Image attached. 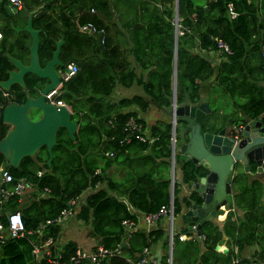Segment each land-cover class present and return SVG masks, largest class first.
<instances>
[{"label": "trees", "instance_id": "16d2710c", "mask_svg": "<svg viewBox=\"0 0 264 264\" xmlns=\"http://www.w3.org/2000/svg\"><path fill=\"white\" fill-rule=\"evenodd\" d=\"M4 2L0 1V80L6 79L8 70L13 68L10 56L24 64L29 62L30 36L26 31L16 30L25 25L29 12L32 27L40 29L39 65L50 59L56 41L61 39L58 59L63 65L73 61L78 68L72 77L61 82L55 95L69 108L71 119L77 123L74 139L68 137L65 128L57 129L50 164L46 163L45 146L23 157L18 168L7 165L0 153V166L13 178L28 180L33 187L27 202L22 204L12 197L3 204L2 210L17 209L26 233L45 219L55 217L66 206L68 198L99 181L100 186L87 194L75 217L88 227L86 233L96 243L111 247L121 237L123 219L155 212L170 197L174 215L180 213L182 205L200 203L202 200L194 190L178 195L180 183L191 186L204 175V169L191 161L183 162L180 182L173 180L170 193L169 121L156 120L149 125V134L156 137L151 143L131 141L119 146L117 142L122 123L130 115L137 116V110L145 112L151 105L170 108L175 0H127L124 12L118 17L109 0H23V7L14 14L8 12ZM228 3L235 12L233 18L228 14ZM176 9V105L206 102L210 111L201 127L212 133L227 125H244L250 119L264 125V59L261 56L264 0H177ZM82 22H92L103 28L104 33H80L76 24ZM119 33H124L122 42L126 45L112 43L111 37ZM215 38L223 40L231 53L213 63V58L202 50L215 49ZM62 66L56 65L55 70ZM211 78L206 98L201 100L202 83ZM23 81L24 87L18 84L9 87L11 102L22 104L26 96H37L47 82L32 73H26ZM117 84L138 85L144 95L112 100L110 96ZM37 113V109H31L28 115L34 119ZM137 117L144 126L142 116ZM183 126L182 120L175 125L176 146L187 140L185 133H180ZM8 128L7 124L0 123V136ZM108 150L114 152L112 157L104 155ZM112 165L122 169L119 178L109 173ZM37 171L42 172L37 175ZM249 171H255L254 164ZM230 186L233 208L227 211L221 225L206 220L200 225L201 237L174 238L171 264H234L231 262L234 257H239L237 264H264L262 182L247 172H239L231 179ZM44 188L48 189L46 195L37 197ZM44 233L56 240L60 226L49 225ZM162 234L159 226L149 231L137 229L122 254L102 264H134L132 259L137 258L142 247L150 246ZM222 236L226 237L225 253L214 250ZM35 239V235L29 234L7 239L0 245V264H46L36 262L31 255V241ZM252 245L256 248L250 257L242 256V251ZM201 246H204L202 250ZM75 247L72 240L60 246L59 264H70L67 256ZM159 264H168L165 253L160 256Z\"/></svg>", "mask_w": 264, "mask_h": 264}, {"label": "water", "instance_id": "95a60500", "mask_svg": "<svg viewBox=\"0 0 264 264\" xmlns=\"http://www.w3.org/2000/svg\"><path fill=\"white\" fill-rule=\"evenodd\" d=\"M177 0L174 13V66L172 77V99L170 110H164L170 116L171 124V159H170V190L172 194L173 163L176 161L182 167L184 161L204 169V175L194 183V191L201 198L200 203H194L180 213L181 232L192 230L197 236L201 235L200 225L206 220H214L217 211L232 209L231 179L236 175V165L242 164L244 170L250 161L256 165L257 171H262L264 162V125L257 119L247 120L240 131L235 125L222 128L216 133L205 131L201 127L204 116L210 107L206 102L197 105L175 103V50L177 38ZM30 36L29 62L22 63L19 59L9 57L13 66L8 70V76L0 80V87L9 90L12 84L24 87L23 76L32 73L38 78L46 79L47 83L39 89L35 97L26 96L22 104L9 102L0 107V123L9 128L0 136V153L6 159V164L18 168L19 161L25 156L33 155L40 147L45 146L48 154L46 163L50 164L53 157L52 148L55 145V134L58 128H65L68 137L73 140L77 123L71 119V111L65 104L57 105L47 101L46 95L59 84V76L55 66H62L58 59L61 39L56 41L51 57L43 66L38 62V33L31 25V12L28 13L26 23L20 28ZM31 109H37V117L31 119L28 115ZM184 121V131L187 140L175 145L174 129L177 121ZM237 135V137H234ZM226 211V212H227ZM226 212L224 213L226 215ZM224 215V217H225ZM225 238L222 237L214 246L215 251L225 253ZM224 248L219 250L220 245Z\"/></svg>", "mask_w": 264, "mask_h": 264}, {"label": "built area", "instance_id": "2783aa9c", "mask_svg": "<svg viewBox=\"0 0 264 264\" xmlns=\"http://www.w3.org/2000/svg\"><path fill=\"white\" fill-rule=\"evenodd\" d=\"M5 1L4 5L8 12L15 13L23 7V0H0ZM211 1V0H209ZM228 14L231 18L235 16V12L231 3L227 4ZM92 12L93 10L90 9ZM76 28L80 33L88 35L103 34L104 30L101 27H97L92 22L77 23ZM1 37V33H0ZM215 49L202 50L205 55L211 56L216 59V62L224 59L226 55L231 51L228 45L220 38H215ZM261 56L264 59V42L261 44ZM77 65L73 61L66 62L62 68L58 71L59 84L55 89L50 91L46 95L47 101H52L54 104H64L62 101L57 100L55 95L61 82L68 80L77 71ZM56 93V94H55ZM55 94V95H54ZM10 94L8 90H4L0 87V107L11 102L9 100ZM137 116H128L122 123L120 131L121 135L117 138L119 146L130 143L131 141L147 142L151 143L156 137L151 136L145 126L138 121ZM242 125L236 126V131H240ZM237 137V135H234ZM113 151H105L104 155L112 157ZM42 171H37V175H40ZM97 172V171H96ZM100 186V182L96 181L92 186H87L85 189L70 197L66 201L64 206L55 217L47 218L40 222L34 230H28L25 233L23 220L20 212L15 210H2L3 204L12 197H16L18 202H21L22 196L32 190L31 183L24 178H13L11 173L0 166V245L3 244L9 238H16L23 236L24 234L35 235V241H31V255L36 262H44L46 264H59L62 258L61 250L56 245L52 235H45L44 229L49 225L56 224L62 225L64 220L72 217L76 214L77 209L85 203V198L94 189ZM48 192L47 188L41 190L37 197H44ZM220 215H216L218 218ZM175 215L173 214L172 197L167 204L161 205L157 211L152 213H138L136 219H123L121 224L123 225V232L120 239L114 244V246L106 247L101 244H95L90 248H82L76 246L67 256V261L70 264H85L87 262L91 264H102L104 260L114 256L121 255L123 248L129 245V240L132 233L139 229L143 231H149L157 226V224L163 221L164 226L168 227L167 242L169 250L171 249L174 238L178 240L186 239V232H175L173 228V220ZM196 236V232L193 227L190 236ZM202 235L198 236L201 237ZM128 261L129 258H126ZM134 264H147L153 262L149 258L148 247H142L137 255L136 259H132ZM170 262V256L168 257V263ZM232 263L237 264V260H233ZM106 264V263H105ZM250 264H256L251 262Z\"/></svg>", "mask_w": 264, "mask_h": 264}, {"label": "crops", "instance_id": "0c3cea01", "mask_svg": "<svg viewBox=\"0 0 264 264\" xmlns=\"http://www.w3.org/2000/svg\"><path fill=\"white\" fill-rule=\"evenodd\" d=\"M126 1L127 0H109V4L111 5V7H112V9H113V13L115 14V16H119L120 14H121V12H124V9H125V3H126ZM21 10V9H20ZM19 11V10H18ZM16 13V12H15ZM14 14V13H13ZM28 15V14H27ZM31 15H32V13H31ZM125 15H126V13H125ZM116 25H118V21H117V24ZM111 40H112V43H114V44H119V43H123V44H120L121 46L122 45H126L124 42H122L123 40H124V33L123 34H121V33H119V35L118 36H113V37H111ZM122 48V47H121ZM128 60H129V62L131 63V64H133V62H132V60H131V58L128 56ZM60 70V68L58 69V70H56L57 71V73H58V71ZM46 80V79H45ZM204 83V82H203ZM263 84H264V82H263ZM135 84H133V85H131L130 87H132V86H134ZM138 86V85H137ZM130 87H123V86H120L119 84H117L116 86H115V88H114V91H113V93L111 94V96H110V98L112 99V100H116V99H118V98H120V97H123V96H125V97H129V96H131V95H126V90L128 89V88H130ZM201 100L203 99V98H205L206 97V92H207V89L206 90H202L201 89ZM133 95V94H132ZM139 95H141V94H139ZM203 102V101H202ZM150 109H155L154 111L157 113L156 115V118H153V120L152 121H150V119H151V116H150ZM164 110H166V109H163V108H157V107H155V106H150L145 112H141V111H139V110H137V113H136V115L137 116H142V118H143V120H144V126H145V129L146 130H148V127H149V125L150 124H152L153 122H155L156 120H163V121H168V117H170L169 116V114L167 113V112H165ZM153 111V112H154ZM168 111V110H167ZM163 113L164 114V116H160L158 113ZM145 116H148V119L147 120H145ZM170 120V119H169ZM148 123V127L146 126V124ZM234 125V124H233ZM229 126L227 125L225 128H228ZM181 134H184L185 133V131H184V126H183V128H182V130H181V132H180ZM170 159H171V157H170ZM264 163V162H263ZM263 163H262V166H263ZM170 164H171V162H170ZM251 164H254L255 165V163L253 162V161H250L249 163H248V166H247V171H245L244 170V167H243V165L242 164H240V163H238L237 165H236V171H237V173H239V172H247L249 175H250V177H255V178H259L260 179V181L262 182V185L264 184V174H263V172L261 171V172H259V171H257V169H256V165H255V171L254 172H252V171H249V167H250V165ZM236 173V174H237ZM169 176H170V174H169ZM175 178H180L181 179V167H180V164L176 161V157H175V159H174V163H173V178H172V181L173 180H175ZM172 184H173V182H172ZM183 183H180V190H181V185H182ZM183 186H185V189H186V192H184V193H181L180 194V190H179V193H178V195L179 196H184V195H187L188 193H189V191L190 190H194V188H195V185H194V183L193 184H191V186H188L187 184H183ZM232 190V189H231ZM29 193V192H28ZM30 194V193H29ZM198 194V193H197ZM28 197V196H27ZM264 200V188H263V190H262V201ZM264 202V201H263ZM187 208H189V207H186V206H182L181 207V211H180V213L184 210H186ZM232 208H233V206H232ZM223 211L224 212H226L227 210H225V209H223ZM218 212H222V211H218ZM180 213L177 215V216H179L178 217V219H179V221H180V230L178 231V232H181V230H182V228H183V224L181 223V219H180ZM227 213V212H226ZM241 213V212H240ZM223 215V217H224V215L225 214H222ZM222 215H220V219H222V222H223V219L225 218H222ZM218 220H219V218H218ZM212 221V220H211ZM222 222H220V224H218L219 226L221 225V223ZM215 223V222H214ZM217 224V223H216ZM61 226L62 225H60V231H61ZM157 226H159L160 228H162V230H163V234L161 235V237H159L155 242H153V243H151L150 244V246H148V251H149V258L150 259H152V261H154L155 262V264H159V258H160V256L163 254V253H165L166 255H167V262H168V257L170 256V262L168 263V264H171V258H172V253H171V251H172V246H173V242H172V246H171V249L169 250V245H168V242H167V238H168V233H167V231L168 230H165V227L166 226H164V223H163V221L161 222H159L158 224H157ZM186 235H187V237H186V239H189V238H191V237H193V235L192 236H190L191 235V230H188L186 233H185ZM196 237H198L197 235H196ZM222 237H224L225 239H226V237L225 236H222ZM186 239H184V240H186ZM69 240V239H68ZM67 240V241H68ZM174 240V239H173ZM72 241H74V240H72ZM85 241V240H84ZM66 242V241H65ZM75 243H76V246H78V247H82V248H90V247H92L93 245H95V244H98V243H96L95 241L93 242V243H87L86 241V243L85 244H83V245H79L76 241H74ZM56 245L58 246V244H57V242H56ZM221 246H223L224 247V245L223 244H221ZM253 246V245H252ZM225 247H226V240H225ZM249 247V246H248ZM204 248V246H201V250ZM227 248V247H226ZM255 249V248H254ZM233 251L234 252H236V247H233ZM219 252V251H218ZM243 252V251H242ZM253 252V251H252ZM251 252V253H252ZM250 253V254H251ZM250 254H248V255H242V256H245V257H250ZM238 259H239V257H234L233 259H232V261L233 260H237V263H238ZM231 261V262H232ZM236 264V263H235Z\"/></svg>", "mask_w": 264, "mask_h": 264}, {"label": "rangeland", "instance_id": "374dc122", "mask_svg": "<svg viewBox=\"0 0 264 264\" xmlns=\"http://www.w3.org/2000/svg\"><path fill=\"white\" fill-rule=\"evenodd\" d=\"M18 12V11H17ZM213 60V63H216V59H212ZM213 78V77H212ZM212 78L210 79L209 82H206V83H202V90H206L208 87H209V84L210 82L212 81ZM59 91V89H57L56 93ZM55 93V94H56ZM54 94V95H55ZM132 94H141V95H144L142 89L140 86H137V85H134L130 88H128L126 90V95H132ZM206 98V97H205ZM204 99V98H203ZM155 109H150V116H151V119L150 121L153 120V118H156V110L154 111ZM166 110H170V108L166 109ZM154 111V112H153ZM161 117L164 116V114L161 112V113H158ZM35 116V115H34ZM37 117V115L35 116ZM148 119V116H145V120ZM170 117H168V121L170 122ZM146 126L148 127V123L146 124ZM109 173L114 176L115 178H119L121 176V173H122V169L119 167V166H115V165H112L109 169ZM175 180L177 182H180V178H175ZM263 188H264V184H263ZM180 194L181 193H184L186 192V189H185V186H183V184L181 185V190H180ZM231 193H232V190H231ZM179 194V195H180ZM29 193L27 192L24 196H22V200H21V203H25L28 201V196ZM264 201V200H263ZM183 206V205H182ZM184 211V210H183ZM225 212L222 211V212H216V215H220V214H224ZM238 214H240V210L237 211ZM76 215V214H75ZM72 216V217H69L67 218L66 220H64V222L62 223V226H61V231L56 239V242L58 244V248L65 242L67 241L68 239L69 240H74L76 241L79 245H83L85 244L86 242L87 243H93L94 242V239L91 238L90 236L87 235V230H88V227L84 224H82V222L78 219H76V217ZM226 216V215H225ZM179 216H175L174 217V220H173V228L175 230V232H178L180 230V221L178 219ZM219 218V220H218ZM218 218H215L214 220H212L213 222L217 223V224H220V222H222V219H220V216ZM222 218H224L222 216ZM165 230H168V227L166 226L165 227ZM86 242H85V241ZM254 248H256L255 245L253 246H249V247H246L243 252L241 253L242 255H248L250 254Z\"/></svg>", "mask_w": 264, "mask_h": 264}, {"label": "bare ground", "instance_id": "6f19581e", "mask_svg": "<svg viewBox=\"0 0 264 264\" xmlns=\"http://www.w3.org/2000/svg\"><path fill=\"white\" fill-rule=\"evenodd\" d=\"M222 216H223V215H222ZM223 248H224V247L220 245V248H219V250H221V249H223Z\"/></svg>", "mask_w": 264, "mask_h": 264}, {"label": "clouds", "instance_id": "9594fccd", "mask_svg": "<svg viewBox=\"0 0 264 264\" xmlns=\"http://www.w3.org/2000/svg\"><path fill=\"white\" fill-rule=\"evenodd\" d=\"M221 215V214H220ZM175 216H177V215H175ZM217 218V217H216Z\"/></svg>", "mask_w": 264, "mask_h": 264}, {"label": "flooded vegetation", "instance_id": "af4514ba", "mask_svg": "<svg viewBox=\"0 0 264 264\" xmlns=\"http://www.w3.org/2000/svg\"><path fill=\"white\" fill-rule=\"evenodd\" d=\"M46 83H47V82H46ZM46 83H45V84H46ZM45 84H44V85H45ZM221 215H222V214H221Z\"/></svg>", "mask_w": 264, "mask_h": 264}]
</instances>
